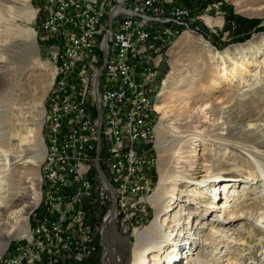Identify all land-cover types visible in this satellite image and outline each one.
Segmentation results:
<instances>
[{"label": "rangeland", "instance_id": "obj_1", "mask_svg": "<svg viewBox=\"0 0 264 264\" xmlns=\"http://www.w3.org/2000/svg\"><path fill=\"white\" fill-rule=\"evenodd\" d=\"M173 2L182 11L187 9L191 16L201 14L203 22L200 24L201 29L181 27L177 29L176 39L167 38L168 45L163 50L165 66L169 67L165 73V68L161 63L158 78L153 83L150 93V111L153 116V125H157L155 145L158 149V165L153 169L151 178L154 193L158 192L157 185L161 169H170V167L184 169L185 167L187 171L189 170L188 172H192L189 165L185 164L186 158L184 157L189 155L193 145L192 140L196 138L194 134L204 125L208 127L211 121L212 127L209 131H216L221 128L218 122L223 120L225 129L219 131L223 133L224 137L221 138L217 134L216 139H213L212 135L207 141L212 143L215 149L210 151L207 148L201 159L205 160L203 163L212 166L216 165L218 160L224 164L213 169L211 173L213 177L210 178L209 185L201 188L204 191V196H196L194 200H192L191 192L184 193L183 191L187 182L185 178L175 177L169 180V183L177 181V186L175 194L170 197L167 212L164 210L158 213L156 202L151 201L150 218L146 225L134 231L128 229L130 245L125 251V255L127 258H131L137 237L140 235L139 232L156 222L160 224L165 236L168 237L158 264H264V145L259 149L261 152L259 160L262 165L245 150L254 147L255 132L261 131L259 129L252 131L253 127L249 128L245 124L252 122L264 125V34L256 36L246 45L228 48L231 44L244 42L253 34L264 31V15L254 16L245 12V10L264 7V0H183L186 7L181 0H173ZM46 3L47 0L30 1L31 7L36 10L34 19L31 21L20 19L18 23L33 29L36 33L35 40L31 41V44L21 43L18 48L6 51L4 65L0 67V149L13 148L14 154L17 155L32 150L33 154L31 155L35 156L36 160L26 164L18 163L4 175L2 196L6 198L5 203L11 204L18 199L16 194L20 195L24 192V200H17L18 202L11 205L19 203L15 206V210L26 205L29 225L32 224L33 212H37L41 206L45 205L44 198L48 185L42 176L45 156L43 161L39 162L41 153L39 138L28 135V128L31 127L28 124L30 121L25 120V114H22V111H28L27 108L33 107L35 114L41 117L42 112L39 104L43 103L41 137L45 145L46 109L49 108L51 99L56 96L60 82L59 75L55 79L57 73L55 66L48 61L46 48L52 44V41L42 40V34L38 31L40 21L46 11ZM205 18L217 20L219 23L210 24ZM256 20L258 22L252 24ZM241 22L244 25L252 26L248 30L249 38L243 39L245 37V31L241 29L243 26H236ZM227 25H229V29H226ZM185 32H190L198 41L177 44L176 42ZM200 35L209 39L211 44ZM255 46L261 52L258 53ZM239 48L241 51L248 48L250 56L248 60L253 61L261 72L259 79L255 83L252 82L253 84L247 90L248 95L245 97H243V92L237 93L236 89L233 90L234 84L226 85L227 82L222 78L223 76L216 79L214 86L211 85L210 68L207 65L204 66L200 55L201 49L205 50V55L216 56L228 49H235L236 52V50H240ZM231 52L232 55L235 53L234 50ZM173 67L175 74L171 86L173 88L186 87L188 91L182 96H176V102L171 103L175 104L173 112L169 114L171 116L161 121L163 114L158 112L155 106L160 99H162L160 102L166 103L174 95L175 91L169 92L168 88L163 91L164 83L169 74L173 72ZM197 68L200 69L195 79L197 86L200 89L201 86L208 87V98L201 100L197 99L200 94L189 90L191 80L189 82L187 79L188 73ZM52 71L55 72L51 83ZM255 72L256 70L249 69L244 75L253 77ZM161 91L163 92L162 96H160ZM233 91L234 93H232ZM205 120H209V123L206 124ZM160 121L162 124L158 126ZM173 126L178 128L173 129ZM26 135H28L27 140L30 143L21 144L20 140L9 141V138L20 139ZM225 145H229L239 153L233 156L234 154L229 150L225 152ZM1 163L2 161H0V169L3 170ZM219 181L224 182L226 186L224 187L222 184L219 186ZM215 185L218 186L214 188ZM35 187L41 192L38 204H35L31 198ZM190 196L192 199L187 200ZM151 199L152 197H150ZM174 200L175 203H173ZM218 204L222 206V209L215 207ZM180 207H183L180 222L175 226L173 216ZM228 213L230 217H228ZM232 218L234 220L228 223ZM23 226L24 223L19 225V227ZM117 226L119 231L126 228L120 227L119 224ZM19 238L22 237L10 240L9 246V242L6 244V241L0 239V258L11 250ZM175 240H179L178 243ZM169 242L170 244H168ZM103 246H100L97 254L85 264H104L106 254L104 239ZM173 246L177 250L171 253ZM168 247L170 248L168 249ZM177 253L178 256H176ZM128 254L129 256H127Z\"/></svg>", "mask_w": 264, "mask_h": 264}, {"label": "built area", "instance_id": "obj_2", "mask_svg": "<svg viewBox=\"0 0 264 264\" xmlns=\"http://www.w3.org/2000/svg\"><path fill=\"white\" fill-rule=\"evenodd\" d=\"M201 22L173 0H47L38 31L52 41L48 61L60 73L44 122L42 176L51 196L0 264L87 263L102 246L112 188L120 227L146 225L158 165L157 125L144 100L156 75L149 57L165 68V39L181 27L201 29Z\"/></svg>", "mask_w": 264, "mask_h": 264}, {"label": "bare ground", "instance_id": "obj_3", "mask_svg": "<svg viewBox=\"0 0 264 264\" xmlns=\"http://www.w3.org/2000/svg\"><path fill=\"white\" fill-rule=\"evenodd\" d=\"M31 1V0H30ZM29 0H0V67H3L4 65V60L5 56L4 54L6 51H9L10 49H15L18 48L21 43L24 44H31V41L33 42L35 40L36 33L33 29L30 27L24 26L21 23H18V20H26V21H31L34 19L36 15V10H34L31 5H30ZM176 5V4H175ZM248 9V8H247ZM181 10V9H180ZM182 11V10H181ZM185 14L188 16H191L189 11L185 9L183 11ZM245 12L249 15H254V16H263L264 15V7L260 8H254L252 10H245ZM196 16V15H195ZM206 21L210 24H218L217 20H213L210 18H205ZM41 22V21H40ZM177 30L173 32L169 39L175 38L177 34ZM201 41H203L200 37H198ZM171 39V40H172ZM176 39V38H175ZM174 39V40H175ZM198 40L192 36L190 32H185L183 35L180 36L178 41L176 42L177 44L181 43H195ZM168 45L167 38L163 42V48ZM202 46V45H201ZM38 47V45H37ZM204 48V47H203ZM243 48V47H241ZM235 49H228L224 51L221 55H216L213 56V54L210 55H205L203 49H201L202 53L201 55V60L202 63H204V66H208L210 68V83L211 85H215V81L218 78H224L225 82H227L226 85L231 86L234 84V89H236L237 93H242L243 97L247 94V90L253 84L252 82L255 83L260 77V70L254 65L253 61H249L248 58L250 56L248 55V48L243 49L241 51ZM257 49V47L255 46ZM205 49V48H204ZM231 50H234V54L232 55ZM164 52V50H163ZM257 52H261V50L257 49ZM37 53L39 54V47L37 48ZM37 54V55H38ZM240 55V56H239ZM134 56H141V45H134ZM249 56V57H247ZM255 56V55H254ZM257 56V55H256ZM200 57V56H199ZM213 58V60H211ZM256 59V58H255ZM162 63V59L159 58L158 56H150L149 57V64L155 68L156 75H150V78L147 81L146 84V89H144V100H145V109L151 108L150 104V93L152 92L153 88V83L156 81L158 78V70L159 66ZM201 63V64H202ZM163 64V63H162ZM231 66V67H230ZM164 67V66H163ZM166 67V66H165ZM56 68V77L59 75V70L57 67ZM249 69L251 71L256 72L253 74V77L251 76H246V74ZM175 68L173 67V72L169 74V77L165 81V85L163 87V91L168 88L169 92H174V95L172 99L169 102L162 103L160 102L162 99L159 100V102L156 104V110L163 114L161 116V121L167 119L170 114V112H173V107L175 104H171L176 102V96H182L186 94L188 90H186V87H177L173 88L171 84L173 83V75L175 74ZM198 70L200 69H195L193 72H189L187 79L191 80L190 82V87L189 90L191 92H196L200 95H198L197 99H205L208 98L207 91L208 87H200L197 86L196 84V76L198 75ZM54 72H51V83L54 78ZM250 77V78H249ZM262 77V76H261ZM179 81V80H178ZM181 81V80H180ZM183 81V79H182ZM60 83V82H59ZM51 85V84H50ZM59 86V84H58ZM172 87V89H170ZM210 88V87H209ZM188 89V88H187ZM149 92V96H148ZM58 93V92H57ZM163 92L161 91L160 96H162ZM165 93V92H164ZM234 93V91L232 92ZM57 95V94H56ZM170 103V104H169ZM39 107H41V112L42 116L39 117L35 114V109L32 108H27L29 109L28 111H22V114H25V120L30 121L28 123L31 127L28 128V135L31 137H38L40 146H41V153H40V163L43 161L44 156H45V145L43 143L42 137H41V128L43 125V103L39 104ZM153 117V116H152ZM228 117V116H227ZM46 118H47V109H46ZM242 119V118H241ZM158 123V126L162 124V122ZM206 124L209 123V120H205ZM229 122V121H228ZM227 122V123H228ZM251 122V121H250ZM27 123V122H26ZM25 123V124H26ZM212 121L209 123V126L204 127L199 131L196 132L195 139L193 141L192 148H190L189 155L185 156L186 158L185 164H188L190 167V170L192 172H188L185 167L184 169H181V167H170V169H161L160 170V179L157 185V190L158 192L154 193L153 190V195L149 196L148 201L149 204L151 205V201H155L157 205V212L160 213L161 211H164L167 209L168 203L171 200V196H173L176 192V186H177V181L176 183L172 181V183H169V180L172 178H178V177H183L187 180L185 183V189L183 190L185 192H191V196L187 200H194L196 196H204V191L203 188L204 186L209 185L210 178L213 177L211 174L213 172V169H217L218 167H221V164H224V162L218 160L217 164L212 166L207 163H203L205 160L201 159L207 150V148L210 149V151H213L215 148L212 146V143H208L207 140L210 139V137L213 135V139H216V135L218 134L219 136L224 137L223 133H221L219 130L225 129L223 123V120L218 122L220 125V129L216 131H212L209 129L212 127ZM262 124V123H261ZM152 125H153V118H152ZM201 127L203 125H200ZM245 126L251 128L253 127L252 131H257L258 129L261 131L255 132V135L253 137L254 140V147L245 149L247 150L251 156L253 157L254 160L257 159L258 163L262 165V162L259 160L261 157V152L259 149L263 147L264 145V125L260 124H253L252 122L250 124H245ZM27 128V127H26ZM178 127H174L173 129H177ZM27 131V130H26ZM225 131V130H224ZM226 132V131H225ZM27 133V132H26ZM17 134V133H16ZM25 137H20V139H15V138H9L10 140H20L21 144L22 143H30L27 140V136ZM226 139V138H224ZM247 141V140H246ZM45 142V141H44ZM223 142V141H222ZM231 143V142H230ZM192 144V143H191ZM248 145H250L247 142ZM222 145V144H221ZM20 146V145H18ZM219 146V145H218ZM244 146V145H243ZM245 147V146H244ZM241 148V147H240ZM243 148V147H242ZM247 148V147H246ZM208 149V150H209ZM225 152L229 150L231 153L235 154L239 153L229 145H225L224 147ZM244 149V148H243ZM224 152V155H225ZM183 153V152H181ZM33 154V151L28 150L25 152V154L17 155L14 154L13 148H7V149H0V161H2L1 164H3V170L0 169V239L6 241V244L12 240L13 238L16 237H23L24 235L27 234V231L29 229V222H28V215L26 213V205H23L21 208L18 210H15V206L19 205V203L15 205H11L14 202L18 201H23L25 198L24 192L21 193L20 195L16 194L18 196V199L13 201L11 204L10 203H5L6 198L2 196V193L4 192L3 189V181L5 180L4 175L16 164L20 163H31L35 162V156L31 155ZM239 155V154H238ZM188 159V161H187ZM190 159V160H189ZM161 160H163L161 158ZM223 160V159H222ZM178 163H181V160L178 161ZM176 163V164H178ZM162 164V162H161ZM264 168V167H263ZM262 170V169H261ZM46 171V163L44 161L42 165V174H45ZM218 176V174H217ZM44 177V176H43ZM256 178V177H255ZM39 179V178H38ZM254 179V178H253ZM44 180L47 184V179L44 177ZM224 185V182L218 183V185ZM218 185H215L214 188H216ZM226 185H224L225 187ZM32 189V188H31ZM219 193H220V188H219ZM223 195V194H222ZM238 195V192H237ZM45 196H51V187L48 185L46 187V193ZM150 197L152 199L150 200ZM33 202L36 204L39 203L40 198H41V192L37 187L33 189L32 197ZM235 199V198H234ZM18 200V201H17ZM217 200V199H216ZM237 200V199H236ZM176 201L174 200L173 203ZM44 203H45V198H44ZM215 207H219L222 209V206L215 205ZM183 207H180L179 210H177V213L174 214L173 216V222L176 225L179 224L180 220V215L182 214ZM112 211L110 210L108 216L106 217L105 224H104V245L106 247V254L104 256V264H158L159 261L161 260V254L162 250L166 247L165 246V241L167 240L168 237L165 236V233L162 231V227H160V224H157L154 222L151 224L150 227L147 229L139 232L140 235H138L135 247L133 249V252L131 254V258H127L125 255V251L128 249L130 242H129V232L127 228H123L121 231L118 230V221L116 220L115 223L113 221V215L111 213ZM167 212V210H166ZM229 214V213H228ZM159 216V214H158ZM230 217V214L229 216ZM231 221H228V223H231L234 218L230 219ZM117 222V224H116ZM24 223L23 227H19ZM10 224V225H9ZM12 226V227H11ZM120 226V225H119ZM4 227V228H3ZM11 227V228H10ZM177 228V227H176ZM5 229V230H4ZM102 239V240H103ZM177 241V240H175ZM179 241V240H178ZM177 241V243H178ZM4 244V245H6ZM170 244V242L168 243ZM170 247H168L169 249ZM176 247L173 246L171 253L176 251ZM156 253H153L155 252ZM151 254V257H150ZM129 256V254L127 255ZM178 256V253L177 255Z\"/></svg>", "mask_w": 264, "mask_h": 264}, {"label": "water", "instance_id": "obj_4", "mask_svg": "<svg viewBox=\"0 0 264 264\" xmlns=\"http://www.w3.org/2000/svg\"><path fill=\"white\" fill-rule=\"evenodd\" d=\"M260 34H264V31H261V32H258V33H256V34H253L249 39H247L246 41H244V42H238V43H235V44H231V45H229V47L228 48H230L231 46H240V45H246V44H248L250 41H252L256 36H258V35H260ZM200 36H202L205 40H207L208 42H209V44H211V41L209 40V39H207L205 36H203V35H200ZM214 47V46H213ZM97 102H98V100H97ZM99 111H100V109H99ZM96 165H97V168H98V170H99V172H100V174H101V176H102V178L107 182V184L109 185L110 183L108 182V180H107V178H106V176L104 175V173L101 171V169H100V165H99V161H98V159L96 160ZM111 186V185H110ZM112 191H113V200H112V204H111V213H112V215H113V221H114V223H115V221L117 220V194H116V192H115V190L112 188ZM116 224H117V222H116ZM10 245V242L8 243V246ZM8 246H7V248H8ZM102 246H103V240H102ZM6 248V249H7ZM103 248H104V246H103Z\"/></svg>", "mask_w": 264, "mask_h": 264}, {"label": "trees", "instance_id": "obj_5", "mask_svg": "<svg viewBox=\"0 0 264 264\" xmlns=\"http://www.w3.org/2000/svg\"><path fill=\"white\" fill-rule=\"evenodd\" d=\"M181 1H182V4L186 7V4H184L185 2L183 3V0H181ZM257 22H258V21L256 20V21L252 22V24H256ZM237 24H238V25H236L237 27H238V26H243V28H241L242 30L245 31V32H244V33H245V37H244L243 39H245V38H249L250 35H249L248 30H250V29L252 28V26L244 25V23H242V22H241V23H237ZM252 24H251V25H252ZM228 26H229V25L226 26V29H229ZM238 31H240V30H238ZM168 67H169V66L166 65V67H165V73L167 72Z\"/></svg>", "mask_w": 264, "mask_h": 264}]
</instances>
